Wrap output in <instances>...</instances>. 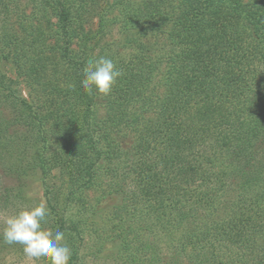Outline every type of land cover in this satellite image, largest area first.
<instances>
[{
  "label": "trees",
  "instance_id": "16d2710c",
  "mask_svg": "<svg viewBox=\"0 0 264 264\" xmlns=\"http://www.w3.org/2000/svg\"><path fill=\"white\" fill-rule=\"evenodd\" d=\"M101 56L122 75L89 95ZM35 182L70 264H264V0H0V210Z\"/></svg>",
  "mask_w": 264,
  "mask_h": 264
},
{
  "label": "clouds",
  "instance_id": "9594fccd",
  "mask_svg": "<svg viewBox=\"0 0 264 264\" xmlns=\"http://www.w3.org/2000/svg\"><path fill=\"white\" fill-rule=\"evenodd\" d=\"M121 75L112 59L101 56L88 61L83 69L81 86L89 95L95 92L107 96ZM49 219L50 209L41 201L35 207L7 216L0 238L6 244L21 245L32 264H70L72 251L66 243L65 233L45 229Z\"/></svg>",
  "mask_w": 264,
  "mask_h": 264
},
{
  "label": "rangeland",
  "instance_id": "374dc122",
  "mask_svg": "<svg viewBox=\"0 0 264 264\" xmlns=\"http://www.w3.org/2000/svg\"><path fill=\"white\" fill-rule=\"evenodd\" d=\"M252 0H242L243 3H249ZM260 1V0H258ZM167 9L171 10V8H176L178 6V0H166ZM100 6H102L100 4ZM99 8H96L95 11L88 10L86 14L84 15V19L86 22V29L93 33L97 28V12L100 10ZM99 13V12H98ZM122 37L117 32L116 27H110L109 33L99 35L96 39V41L92 44V46L95 47V51L100 48L102 45L107 43H116L118 42ZM159 38V41H161ZM151 43H148L149 46ZM153 44V43H152ZM151 44V47H152ZM3 71L6 73L7 77L12 79L17 83V90L19 91L20 96L30 105H32L34 108H39L44 113L45 111H52L53 107H49L45 100H43V97L40 92H38V89L36 86L29 83V81L20 75H18L15 68L10 64L9 62L5 63L3 66ZM103 113V111H101ZM31 200H42V190L38 182H35L30 186L28 189ZM35 202L32 201L28 204H17L13 205L12 207L5 208L3 210H0V229L4 227V219L9 216L13 215L16 212L22 210V209H30L34 207ZM95 220H98V225H104L106 223V217H105V211L101 212L99 217ZM6 264H32V262L25 256L24 252L20 253H11L7 255L6 258Z\"/></svg>",
  "mask_w": 264,
  "mask_h": 264
}]
</instances>
